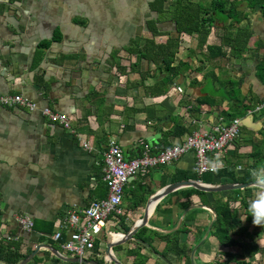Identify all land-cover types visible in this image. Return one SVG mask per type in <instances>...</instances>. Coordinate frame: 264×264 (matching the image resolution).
Returning <instances> with one entry per match:
<instances>
[{"label":"crops","instance_id":"crops-1","mask_svg":"<svg viewBox=\"0 0 264 264\" xmlns=\"http://www.w3.org/2000/svg\"><path fill=\"white\" fill-rule=\"evenodd\" d=\"M156 1L0 0V94H20L37 105L0 106V244L15 246L22 260L39 246L27 264H77L61 245L70 229L63 228L59 240L54 234L70 211L107 196L104 151L111 141L126 158L138 157L145 142L157 152L229 122L227 114L242 101L264 99V3L249 9L246 0H227L248 12L239 24L227 30L216 21L208 32L180 33L170 47L164 44L177 37V22L152 10ZM153 19L157 33L149 27ZM166 50L175 73L163 62ZM46 107L66 114L70 127L43 114ZM241 127L246 138L210 154L236 174L258 163L250 153L263 138L264 109L241 116ZM195 168L189 151L131 177L122 213L109 217L86 264H116L109 240L119 264H168L160 254L172 264H225L231 253L261 261L260 252L220 244L212 227L216 214L201 196L184 205L187 198L176 189L157 201L181 173L204 182ZM225 183H233L231 177L214 176L210 184ZM206 198L213 200L211 193ZM151 206L147 223L125 239ZM21 215L33 220L31 230L19 225Z\"/></svg>","mask_w":264,"mask_h":264},{"label":"built area","instance_id":"built-area-1","mask_svg":"<svg viewBox=\"0 0 264 264\" xmlns=\"http://www.w3.org/2000/svg\"><path fill=\"white\" fill-rule=\"evenodd\" d=\"M182 91V88L179 87ZM0 106H26L36 109V103L29 101L20 94H0ZM264 109V101L249 109L247 114L260 112ZM52 121H57L70 127L66 114L53 111L46 107L42 109ZM241 117H235L229 122H218L209 131H194L178 144L160 148L153 152L150 143L145 142L138 157L126 158L122 148L111 141L104 151V179L108 185L105 198L92 201L82 212L70 211L64 219L61 228L54 234L55 239H61L62 229H70V237L61 243L62 247L80 259L89 250H93L96 241L102 233L111 215L122 213L124 186L131 177L139 172H146L152 167L166 165L182 157L189 151L196 154V171L203 174L219 168L218 162H212L211 153L225 151L240 135ZM84 146L91 150L93 146L88 140H83ZM241 168V167H239ZM17 222L25 230H31L33 220L28 216H18ZM77 264H86L83 261Z\"/></svg>","mask_w":264,"mask_h":264},{"label":"trees","instance_id":"trees-1","mask_svg":"<svg viewBox=\"0 0 264 264\" xmlns=\"http://www.w3.org/2000/svg\"><path fill=\"white\" fill-rule=\"evenodd\" d=\"M166 1L167 0H157L156 2L151 4V8L152 10H156L157 12L162 14L164 17L174 19L177 22V37L169 38L166 44H164L170 47L174 46L178 42L177 38L180 33H190L192 31L208 32L211 30V27L215 25L216 21L223 22L225 24V29L228 30L229 28H233L236 24H239L242 19H244L248 15V12H241L237 10L236 6L228 3L227 0H212L210 4L198 2L194 3L192 0H172L168 8H166L165 5ZM246 1V6L249 9H253L258 4H262L263 6L264 3V0ZM149 27L153 33H157L159 31V29L156 27V21L154 19L149 21ZM240 31L249 30L242 28L240 29ZM230 42H232V40ZM47 44L48 41L44 42L43 45L46 46ZM163 54H166V56H163V62L167 66L166 69H173L172 72H174V68L170 67L174 62V58L171 57L170 51L166 50L163 52ZM174 54L176 53H173V56ZM260 73H262V76L264 75V66L262 67V65L260 67ZM262 101H264V99ZM242 102L243 103L240 110L236 111L235 113L229 112L227 114L230 120L235 117L244 116L247 113L249 106L256 107L259 103H261L259 102L258 104H254V102L251 101ZM262 142H264V132ZM258 144H260V146L262 145L261 142H259ZM250 154H252V156H258V163L249 166L248 169L243 173L236 174L234 171H228L225 167H219L215 171L203 173L201 179L204 182L213 183L214 176L222 177L226 175L231 177L232 182L252 181L249 175V170L264 165V152H262L261 148L258 149L253 144V150ZM192 175V173L189 174L187 172L181 173L178 175L179 180H177L176 182L192 178L196 180L198 179L196 178V176L192 177ZM257 191H259V189L256 186H249L242 189H232L226 191H207L205 189L197 187L180 189V193H182L183 196L187 198L184 205H190L191 196L197 194L202 197L203 203L208 204L215 211L216 218L213 221L212 225V227L215 228L213 234L217 236L220 244L226 247H236L241 245L246 251H249L251 255H255L258 252L264 253V246L259 245V243L255 239L256 233L259 234V232L254 231L255 233H253L249 228L252 225L254 226V228L258 227L253 224L252 217L248 212L249 204L256 198ZM208 193L212 194V201L206 198V194ZM241 214L245 215L244 217L246 218V223H244L243 221L245 219L242 220ZM235 218H239V220L242 222L240 226H237V224L234 223L233 220ZM128 229L129 228H127V230ZM178 232L179 231H177V233ZM243 238L246 239L244 241H241L240 239ZM230 256L231 257L225 264H261V261L254 262L251 260H246L243 253L240 255L231 253ZM22 257L23 256L18 253L15 246H11L10 244H0V261H4L10 264H16L22 260ZM262 264H264V262Z\"/></svg>","mask_w":264,"mask_h":264},{"label":"water","instance_id":"water-1","mask_svg":"<svg viewBox=\"0 0 264 264\" xmlns=\"http://www.w3.org/2000/svg\"><path fill=\"white\" fill-rule=\"evenodd\" d=\"M249 186H256L253 181H249V182H233V183H225V184H210V183H204L201 181H194V180H183V181H179V182H175L172 185H170L169 187H167L166 189H164L163 192H161L158 197H157V201L162 198L163 196H165L166 194L176 190V189H181V188H185V187H197V188H202L205 189L207 191H226V190H232V189H242V188H246ZM214 211V210H213ZM215 212V211H214ZM216 214V213H215ZM149 209H146V212L144 213V216L142 217V219L139 221V223L133 227L128 233L124 234V238L125 239H134V234L136 233V231L138 230V228H140L141 226L145 225L147 223V220L149 218ZM215 219H213L214 221ZM212 221V223H213ZM211 227L208 228L207 233H209ZM139 242L145 243L143 240L141 239H137ZM111 241L109 240L107 246H108V252L111 254L114 262L116 264H119V261L116 259V257L113 254V251L111 249ZM40 247L37 246L35 251H33L32 253H30L27 257H25L23 260H21L20 262L16 263V264H27L32 258L33 256L37 253L38 249ZM196 249V248H195ZM195 249L193 250V253L195 252ZM160 256L168 263V264H172L164 255L160 254ZM83 261L85 263L88 262V260L86 258H78L76 257L75 261L79 262V261ZM0 264H7V263H0ZM9 264V263H8Z\"/></svg>","mask_w":264,"mask_h":264},{"label":"clouds","instance_id":"clouds-1","mask_svg":"<svg viewBox=\"0 0 264 264\" xmlns=\"http://www.w3.org/2000/svg\"><path fill=\"white\" fill-rule=\"evenodd\" d=\"M241 170L239 167L236 169L237 172ZM249 175L259 191L256 193V198L249 204L248 212L254 225L264 226V165L250 169Z\"/></svg>","mask_w":264,"mask_h":264},{"label":"rangeland","instance_id":"rangeland-1","mask_svg":"<svg viewBox=\"0 0 264 264\" xmlns=\"http://www.w3.org/2000/svg\"><path fill=\"white\" fill-rule=\"evenodd\" d=\"M240 137H241V139H244V138H246L247 137V134H246V132H245V130H244V128H242L241 127V131H240V135H239ZM238 136V137H239ZM237 137V138H238ZM263 137V133H262V135H261V138ZM236 138V139H237ZM235 139V140H236ZM239 140V139H238ZM260 142H261V150H262V152H264V142H262V139L260 140ZM255 145V147L256 148H258V149H260V144H258V143H256V144H254ZM245 215H242L241 214V217H242V220L243 219H245V220H243L244 221V223H246L245 221H246V218L244 217ZM237 223H239V222H237ZM264 226H258V227H255L254 228V226L252 225L251 227H249L251 230L250 231H252L253 233H255V232H259V234H257L256 233V235H255V239L257 240V242L261 245V246H264V228H263ZM255 231V232H254ZM238 248L237 249H239V247L240 246H237ZM262 255H263V257H262ZM261 257H262V260H261V262H264V253H261Z\"/></svg>","mask_w":264,"mask_h":264},{"label":"bare ground","instance_id":"bare-ground-1","mask_svg":"<svg viewBox=\"0 0 264 264\" xmlns=\"http://www.w3.org/2000/svg\"><path fill=\"white\" fill-rule=\"evenodd\" d=\"M152 209H153V206L150 207V209H149V213L151 212Z\"/></svg>","mask_w":264,"mask_h":264}]
</instances>
